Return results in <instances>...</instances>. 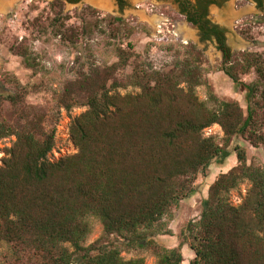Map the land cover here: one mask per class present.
I'll return each instance as SVG.
<instances>
[{
  "label": "trees",
  "instance_id": "16d2710c",
  "mask_svg": "<svg viewBox=\"0 0 264 264\" xmlns=\"http://www.w3.org/2000/svg\"><path fill=\"white\" fill-rule=\"evenodd\" d=\"M122 21L121 18H114ZM182 68L152 72L136 81L141 91L122 94L113 79L118 66L83 75L66 89L68 110L84 94L87 110L72 120L71 139L78 152L57 161L49 158L54 133L31 122L18 127L0 122V138L15 136L0 166V241L42 264H145L125 259L119 246L97 240L90 218L98 219L105 236H117L129 248L154 247L158 264H184L179 247L153 239L165 216L195 190L198 175L225 153L233 137L264 147V53L226 50L225 74L245 92L246 111L237 101L219 100L211 108L197 94L204 84L194 44ZM33 68L29 52L13 50ZM254 70L257 80L242 75ZM6 100L22 102L28 90L18 82ZM219 125L225 144L205 136ZM239 164L220 174L210 187L204 211L190 221V264H264V168L248 163L236 147ZM249 188L236 206L230 193L243 182Z\"/></svg>",
  "mask_w": 264,
  "mask_h": 264
},
{
  "label": "rangeland",
  "instance_id": "374dc122",
  "mask_svg": "<svg viewBox=\"0 0 264 264\" xmlns=\"http://www.w3.org/2000/svg\"><path fill=\"white\" fill-rule=\"evenodd\" d=\"M10 3L6 13L0 14V122L18 127L35 122L45 132L54 133L59 128L71 127L72 120L87 110L84 94L76 96L77 103L68 110L62 103L70 83L83 75L104 71L116 64L120 52L130 55L125 66H118L108 85L117 82L122 94L138 93L136 81L152 72L168 73L180 70L186 59L192 60L190 46L194 44L201 55L197 65L202 68L204 84L197 88L201 100L215 107L210 99L214 94L219 100L237 101L246 111L245 92L225 72L226 64L216 46L199 42L194 37L186 41L175 31L179 26H192L181 16H174L165 5L146 0H130L122 10H104L91 2L77 4L68 0H1ZM96 1V0H95ZM139 6V7H137ZM223 13L239 20L236 28L229 25L227 36L234 53H264V10L255 9L249 2L224 7ZM215 12V10H214ZM212 12V14L214 13ZM154 16L161 17L158 25L151 23ZM121 18L116 21L114 18ZM216 19V17H213ZM233 18V20H234ZM235 24L236 21H233ZM20 47L27 50L33 68L27 67L21 56L13 50ZM246 83L257 80L252 70L242 75ZM18 82L28 90L26 98L12 104L6 100L12 92L11 83ZM224 145V132L219 125L204 131ZM15 136L0 138V166L3 157ZM62 142V140L60 141ZM236 147L247 153L248 163L264 168V147L252 146L242 137H233L225 153L215 159L194 184V192L179 206L173 207L164 217L153 239L157 244L179 247L182 244L184 264H190L192 237L188 231L190 221H197L205 209L210 187L222 173L239 164ZM70 148L65 143V150ZM58 149V148H57ZM60 153V150L58 149ZM51 156L55 159L54 153ZM251 184L243 182L230 193L234 205H240ZM92 233L86 245L97 240L114 243L122 250L125 259L142 257L145 264H158L154 247L129 248L117 236H105L102 223L91 217ZM0 264H42L41 260L23 252L17 256L11 245L0 241Z\"/></svg>",
  "mask_w": 264,
  "mask_h": 264
},
{
  "label": "flooded vegetation",
  "instance_id": "af4514ba",
  "mask_svg": "<svg viewBox=\"0 0 264 264\" xmlns=\"http://www.w3.org/2000/svg\"><path fill=\"white\" fill-rule=\"evenodd\" d=\"M70 3H92L95 0H68ZM114 10H122L130 0H109ZM157 4H162L173 11L174 16L183 17L189 26H192L194 38L199 42H212L218 51L221 52L225 62L226 50L234 53L227 36L229 25L239 27V20L231 15L223 13L224 7H231L242 2H249L255 5V9L264 10V0H146ZM139 7V6H137ZM215 10V12H214ZM212 12H214L212 14ZM213 17H216L214 19ZM234 18V20H233ZM233 21H236L235 24ZM226 64V63H225Z\"/></svg>",
  "mask_w": 264,
  "mask_h": 264
},
{
  "label": "built area",
  "instance_id": "2783aa9c",
  "mask_svg": "<svg viewBox=\"0 0 264 264\" xmlns=\"http://www.w3.org/2000/svg\"><path fill=\"white\" fill-rule=\"evenodd\" d=\"M62 140V142H60ZM65 143H68L70 148H67L65 150ZM60 150V153L58 152V149ZM78 152V148L75 146L71 139V132H70V126L66 125V127L59 128L56 132V141L55 146L52 150V152L49 155V158L51 161H57L65 156L74 155ZM56 156L55 159L51 156L53 154Z\"/></svg>",
  "mask_w": 264,
  "mask_h": 264
},
{
  "label": "bare ground",
  "instance_id": "6f19581e",
  "mask_svg": "<svg viewBox=\"0 0 264 264\" xmlns=\"http://www.w3.org/2000/svg\"><path fill=\"white\" fill-rule=\"evenodd\" d=\"M93 4L104 10H113L109 0H96L93 2ZM9 6L10 3L3 2L0 0V14L6 13L9 9ZM149 20H151V23L153 25H158L161 22V17L154 16ZM175 33L179 38H181L184 41L194 37L193 31L191 29H188L187 26H183V25L179 26V28L176 29Z\"/></svg>",
  "mask_w": 264,
  "mask_h": 264
},
{
  "label": "crops",
  "instance_id": "0c3cea01",
  "mask_svg": "<svg viewBox=\"0 0 264 264\" xmlns=\"http://www.w3.org/2000/svg\"><path fill=\"white\" fill-rule=\"evenodd\" d=\"M191 253H192V254H191V255H192L191 257H192V259H193V257H194V253H193V251H192V250H191Z\"/></svg>",
  "mask_w": 264,
  "mask_h": 264
}]
</instances>
